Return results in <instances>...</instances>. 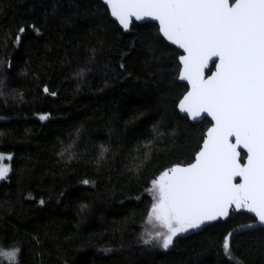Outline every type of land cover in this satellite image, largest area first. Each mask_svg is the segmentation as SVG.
<instances>
[{"label": "trees", "instance_id": "1", "mask_svg": "<svg viewBox=\"0 0 264 264\" xmlns=\"http://www.w3.org/2000/svg\"><path fill=\"white\" fill-rule=\"evenodd\" d=\"M180 53L102 0H0V248L18 264H264V226L235 205L168 249L143 243L152 181L191 162L211 124L177 109Z\"/></svg>", "mask_w": 264, "mask_h": 264}, {"label": "snow or ice", "instance_id": "2", "mask_svg": "<svg viewBox=\"0 0 264 264\" xmlns=\"http://www.w3.org/2000/svg\"><path fill=\"white\" fill-rule=\"evenodd\" d=\"M104 3L125 30L130 17L159 21L162 35L186 52L179 58L180 79L191 85V91L180 101L181 111L192 118L207 114L214 121L194 162L176 164L152 181L149 192L155 194L148 215L167 233H149L142 238L143 243L155 242L168 249L179 235L230 216L232 205L234 210L254 213L257 223L264 225V0ZM20 39L18 34L16 41ZM212 58H218L219 63L216 72L205 79L203 69ZM44 91L49 90L45 87ZM229 137H234L235 143ZM238 146L246 150V157ZM4 157L0 153V180L11 170L2 163ZM7 158L10 161L12 155ZM235 177L242 182L233 183ZM232 236L224 237L223 249L228 256ZM18 253V248L8 252L0 248V259L18 264Z\"/></svg>", "mask_w": 264, "mask_h": 264}, {"label": "water", "instance_id": "3", "mask_svg": "<svg viewBox=\"0 0 264 264\" xmlns=\"http://www.w3.org/2000/svg\"><path fill=\"white\" fill-rule=\"evenodd\" d=\"M102 1L104 2V0H102ZM231 2H234V0H230V3H231ZM104 4H105V3H104ZM105 5L107 6V8H108V10H109V6H108L107 4H105ZM109 14H110V16H111V17H112V18L118 23V25H119L120 27H122V25L119 23V21H118L115 17L112 16L110 10H109ZM129 19H130L129 27H130V25H131V23H132L133 21H136V22L153 21V22L157 23V25H158V27H159V32H160V24H159V21H158V20H155L154 18L146 17V18H142V19H140V20H136L135 17H130ZM129 27H128V29H129ZM122 28H123V27H122ZM123 29H124V28H123ZM124 30H125V29H124ZM160 33H161V32H160ZM161 34H162V33H161ZM162 36H163V35H162ZM163 37H164V36H163ZM164 38H165L170 44L174 45L177 49H179V50L181 51V53H180L179 56H178V59L180 58V56H182V55H186V52H185L182 48H180L178 45H176V44L172 43L171 41H169L166 37H164ZM213 60H214L215 62H213ZM179 63H180V67H179V72H178V78L180 79V70H181V67H182L180 59H179ZM213 63H214V64H213ZM217 63H219L218 58H212V60H210V61L207 63V65H206L205 68L203 69V73H204V78H205V79H207L208 77H211V76L213 75V73L216 72V64H217ZM212 64H213V68L210 70V72H207L208 69H210V67H211ZM180 80H181V79H180ZM181 81H183V82H185V83L187 84V89H186L185 92L182 94V96L178 99V101H177V109H178V111H179V113H180L181 115L187 116L191 122H199V121L203 120L204 117H208V118H210V119H211V124H210V125L207 127V129L205 130V134H206L207 131H208V129L214 126V121L212 120V117H211V116H208L207 114H202V118H192V117L190 116V114L181 111V108L179 107V105H180V101L184 98V96H185L188 92L191 91V85H190L186 80H181ZM204 138H205V135H204ZM204 138H203V140H202L201 146H202V144H203V142H204ZM229 140H230L232 143H235V138H234V137H229ZM201 146H200V147H201ZM237 150H238V151H240V150L244 151V152H245V157H246V150H243L240 146L237 147ZM198 151H200V148H199ZM198 151H197V152H198ZM197 152H196V153H197ZM194 160H195V155H194V159H193L191 162L186 163V164H180V165H182V166H186L187 164H190V163L194 162ZM243 162H244V161H241V163H243ZM241 182H242L241 178H239V177H235V178H233V183H241ZM230 207H231V206H230ZM245 210H246V209H245ZM246 211H247V210H246ZM248 212H249V211H248ZM249 213L255 217V214H254V213H251V212H249ZM208 223H209V222L205 223L204 225H206V224H208ZM204 225H203V226H204ZM260 225H261V224H260ZM262 226H264V225H262Z\"/></svg>", "mask_w": 264, "mask_h": 264}, {"label": "rangeland", "instance_id": "4", "mask_svg": "<svg viewBox=\"0 0 264 264\" xmlns=\"http://www.w3.org/2000/svg\"><path fill=\"white\" fill-rule=\"evenodd\" d=\"M0 153H4V154H5V157H4L3 161H2V163H3L5 166L10 167L9 159H8L7 157H8V154H11V153H8V152H0ZM165 170H166V169H165ZM165 170H163L162 172H164ZM162 172H161V173H162ZM161 173H160V174H161ZM160 174H159V175H160ZM159 175H158V176H159ZM158 176H157V177H158ZM150 188H152V184H151ZM150 188H149V189H150ZM149 193H150V195L152 196V200H153V195L155 194L154 191H153V192H149ZM153 202H154V200H153ZM152 204H153V203H152ZM144 229H145V232H146V233H148V234L151 233L152 235H155L156 232H160L162 235L167 233V229L164 228L162 225H160V223L157 222V221H155L154 219H150V218H149V215H148V217H147V221H146V224H145ZM3 250H4L5 252H8V251H9L8 249H4V248H3ZM5 259H6V258H5Z\"/></svg>", "mask_w": 264, "mask_h": 264}]
</instances>
